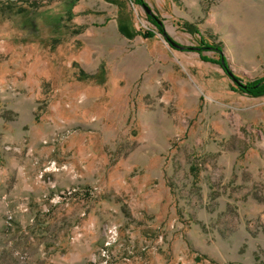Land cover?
<instances>
[{
  "label": "rangeland",
  "instance_id": "obj_1",
  "mask_svg": "<svg viewBox=\"0 0 264 264\" xmlns=\"http://www.w3.org/2000/svg\"><path fill=\"white\" fill-rule=\"evenodd\" d=\"M7 1L0 264H264V0Z\"/></svg>",
  "mask_w": 264,
  "mask_h": 264
},
{
  "label": "trees",
  "instance_id": "obj_2",
  "mask_svg": "<svg viewBox=\"0 0 264 264\" xmlns=\"http://www.w3.org/2000/svg\"><path fill=\"white\" fill-rule=\"evenodd\" d=\"M17 1H20L22 3H24L26 6H21V5H17ZM135 3H138V4H142L144 5L143 3V0H134ZM43 0H8L7 1V7L8 8H11L12 7H16V10L20 13H24V14H32L34 13L39 7H41L43 4ZM149 16L152 17V19L155 21V26L157 28V30H159L160 32L163 33V35H165V37L167 38L168 41H170V38L165 34L164 32V28H163V25L162 23L160 22V20H158L157 17H155L153 14H150ZM190 29V28H189ZM81 31V29H78L76 28L74 30L75 33H79ZM154 32L150 31V30H145L143 32V35L145 37H149V36H152ZM203 47H206V48H213L212 46H195L193 47V49H196V50H201L203 49ZM189 48V47H187ZM218 50V48H216ZM250 88L251 91L255 92L256 94H261L264 92V84H262L261 82H258V85L257 83L254 84V85H249L248 86Z\"/></svg>",
  "mask_w": 264,
  "mask_h": 264
},
{
  "label": "water",
  "instance_id": "obj_3",
  "mask_svg": "<svg viewBox=\"0 0 264 264\" xmlns=\"http://www.w3.org/2000/svg\"><path fill=\"white\" fill-rule=\"evenodd\" d=\"M147 11L149 12V9L148 8H147ZM170 44L173 45V46H175V47H181L178 43L174 42L173 40H170ZM230 74H231V72H230Z\"/></svg>",
  "mask_w": 264,
  "mask_h": 264
}]
</instances>
